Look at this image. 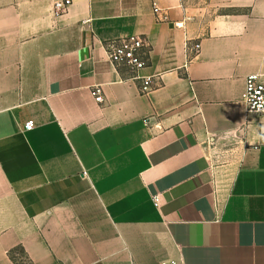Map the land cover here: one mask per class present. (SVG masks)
<instances>
[{
  "label": "crops",
  "instance_id": "1",
  "mask_svg": "<svg viewBox=\"0 0 264 264\" xmlns=\"http://www.w3.org/2000/svg\"><path fill=\"white\" fill-rule=\"evenodd\" d=\"M53 4L0 0V264H264V0Z\"/></svg>",
  "mask_w": 264,
  "mask_h": 264
},
{
  "label": "built area",
  "instance_id": "2",
  "mask_svg": "<svg viewBox=\"0 0 264 264\" xmlns=\"http://www.w3.org/2000/svg\"><path fill=\"white\" fill-rule=\"evenodd\" d=\"M74 0H54L53 13L56 16L64 15L73 5ZM159 0H153V12L159 15L162 11L158 4ZM160 19V18H159ZM149 43L146 39L140 36H131L121 38L110 42L106 47V55L108 60L116 67L125 68L132 74L134 79L143 81L141 92L143 94L149 93L154 88L152 77H142L139 72L147 65ZM190 51L194 54H199L201 51V44H196ZM92 96L97 103H102L103 94L100 87L92 88ZM246 110L248 114H256L264 116V73H255L248 76L246 80ZM35 128L33 121L25 125L27 131ZM161 264H184L182 260H173L163 262Z\"/></svg>",
  "mask_w": 264,
  "mask_h": 264
},
{
  "label": "trees",
  "instance_id": "3",
  "mask_svg": "<svg viewBox=\"0 0 264 264\" xmlns=\"http://www.w3.org/2000/svg\"><path fill=\"white\" fill-rule=\"evenodd\" d=\"M10 257L13 259L14 262H16L17 264H19V261L16 259V257L14 256V252L10 253Z\"/></svg>",
  "mask_w": 264,
  "mask_h": 264
}]
</instances>
